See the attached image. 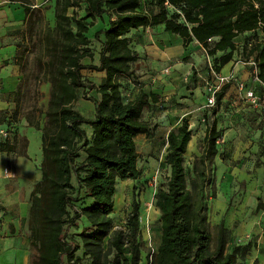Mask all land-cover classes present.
<instances>
[{
    "label": "trees",
    "instance_id": "trees-1",
    "mask_svg": "<svg viewBox=\"0 0 264 264\" xmlns=\"http://www.w3.org/2000/svg\"><path fill=\"white\" fill-rule=\"evenodd\" d=\"M9 1L20 3L27 22L31 13L29 0ZM79 1L85 5L84 16L78 17L76 10L68 15L67 8ZM141 2H54L55 24L43 37L49 54L45 66L51 87L41 128V177L29 193L28 237L37 251L30 264H139L137 200H132L126 230L112 227L110 213L116 180L135 179L140 174L134 138L148 134L153 128L141 118V113L160 97L146 89L134 98L122 97L119 76H131V64L138 59L137 51L129 45L130 30L161 27L179 36L184 47L197 42L212 57L215 71L231 61L234 53L249 49V56L241 60L252 57L258 67V78L264 81V38L260 44L248 46L253 31L260 28L264 33V0H149L143 8ZM104 13L108 14L107 26L94 34L96 37L102 33L104 37L98 62L83 65L81 59L91 56L86 32ZM239 35L241 44L235 42ZM19 49L17 44L15 51ZM83 68L103 72L100 83L83 78ZM207 75L210 76L209 69ZM85 85L97 95L92 118L84 117L73 107L77 89ZM229 85L216 93V105ZM83 125L90 129L89 137ZM191 134L185 117L166 133L165 163L169 174L166 187L157 189L153 199L160 214V241L156 251L147 254V264H243L251 249L250 241L228 250L227 228L222 219L216 223L213 235L207 229L209 162L217 153L216 143L222 129L214 121L206 127L203 149L191 169L185 170L182 161ZM78 149L84 158L76 163ZM10 151H15V145L1 141L0 152ZM72 176L81 182L89 201L81 209L75 208L70 200ZM257 199L256 208L264 209V202L260 197ZM82 217L88 224L77 233V241L68 240L67 229L77 226Z\"/></svg>",
    "mask_w": 264,
    "mask_h": 264
},
{
    "label": "rangeland",
    "instance_id": "rangeland-1",
    "mask_svg": "<svg viewBox=\"0 0 264 264\" xmlns=\"http://www.w3.org/2000/svg\"><path fill=\"white\" fill-rule=\"evenodd\" d=\"M30 19L24 22V11L18 1L0 0V99L6 104L0 108V142L8 140L15 145V154H25L30 160L39 161L41 156V128L45 124L47 103L49 99L51 83L48 81L45 61L49 54L45 49L43 37L55 24L54 2L55 0H29ZM149 0H142L141 8ZM84 3L67 8L68 15L76 10L78 17L84 16ZM108 14L97 17L92 26L88 28L86 35L89 39V53L81 59L83 65L97 64L98 51L100 49L103 34L96 31L107 26ZM139 30V28H138ZM150 30V29H149ZM152 30V29H151ZM161 27H159V32ZM163 30V29H162ZM168 32V31H166ZM250 34L248 46L260 44L264 33L260 28ZM149 33V31L147 32ZM150 34H153L152 31ZM172 38L170 48L177 52L184 46L180 43L179 36L168 32ZM130 37L129 45L133 47V41L144 44L146 35L141 32L134 33ZM153 37V44L157 40ZM174 39L178 42L176 43ZM148 42V41H146ZM149 42L151 40L149 39ZM19 44L20 49L15 51ZM180 46H179V45ZM249 49L241 50L233 55V70L242 66L241 59L249 56ZM214 66L213 62H210ZM144 63H132V75L119 76V85L124 100L134 98L141 90L145 81L135 71V67ZM201 65V64H199ZM209 62L202 64L203 74L192 67L189 72L181 71L175 80L176 91L167 99L158 98L148 108H144L141 118L147 121L153 128L148 134H140L134 138L137 151V166L140 174L135 179H117L114 205L110 213L113 220V228L126 230V218L131 211L132 200L138 202V226L140 230V260L139 264H147V254L156 251L160 241V214L153 205L154 194L157 189L166 187V178L169 167L165 163L166 133L169 128L175 127L182 118L188 119L192 130L190 140L183 155V166L190 170L193 161L200 155L204 146V134L206 127L214 121L217 128L222 129V136L217 140V153L210 160L209 180L206 187L207 199V229L211 235L215 232L214 216L210 212L215 211L213 199L220 192L230 196L225 218L222 219L227 228V245L230 250L235 244L251 242V249L242 260L243 264H264V209L256 208L258 197L264 202V114L259 108L252 109L242 94L234 85H229L218 105H207L208 90L205 81L210 79L207 75ZM83 78L93 79L99 83L95 70L81 69ZM90 76V77H89ZM12 77L15 84L12 90L4 91L3 80ZM253 77L248 74L243 77L247 85L252 84ZM87 84V81H85ZM132 89V90H131ZM256 91H260L261 84L255 81ZM136 91L133 93V91ZM147 90V89H146ZM192 90V93H191ZM229 93V94H228ZM96 91L85 85L77 89V98L73 101V107L84 117L92 118L95 115L94 98ZM27 117L31 120L29 123ZM86 135L90 136V129L83 125ZM194 135V136H193ZM5 159L2 175L9 173V156L0 152ZM84 158V153L78 149V163ZM1 164V163H0ZM1 170V165H0ZM7 172H6V171ZM192 176V173L189 174ZM4 177L0 176V185L4 184ZM73 189L70 192V200L73 206L81 209L88 199L84 195V189L80 181L71 177ZM1 187V186H0ZM214 193L215 197H212ZM85 218L77 221V226H70L65 237L69 240H78L77 233L87 225ZM4 239V238H2ZM35 257L37 256L36 249ZM81 251L78 250L77 254ZM82 258V262H86Z\"/></svg>",
    "mask_w": 264,
    "mask_h": 264
},
{
    "label": "crops",
    "instance_id": "crops-1",
    "mask_svg": "<svg viewBox=\"0 0 264 264\" xmlns=\"http://www.w3.org/2000/svg\"><path fill=\"white\" fill-rule=\"evenodd\" d=\"M148 31L149 33H147ZM151 31L153 34H150ZM138 32L145 34L148 42L144 41V44H141L133 41L132 48L138 53V59L134 63H144V66L135 67V71L140 74L144 81L147 80L141 86L142 90H151L157 93L161 99L162 97L167 99L171 93L176 91L175 81L177 80L175 79L181 71L189 72L194 67L198 71L197 74L201 76L203 74V70H200L203 69L202 64H206L207 61L209 64L212 62V57L207 55L202 45L197 42H191L181 48L179 44L182 43V40H180L178 44L180 50L175 53L170 48L172 46V38L168 37V32L163 31L162 28L159 32V27L147 26L139 28V30L132 29L127 35L133 39V34ZM152 36L157 40V44L152 43ZM149 39L151 42H149ZM174 41L176 43L179 42L175 39ZM235 42L241 44L242 36H237ZM234 67L233 60H231L220 68V72L226 74ZM236 71L237 76L241 79L245 75L247 77L250 74L249 68L244 65L236 68ZM95 72L100 83L104 73L101 71ZM14 81L12 77H5L3 80L4 91L12 90V86L15 84ZM94 82L97 85L99 84L96 81ZM135 92L134 90L133 93ZM4 105L6 104L0 99V108H3ZM251 108L253 109V107ZM13 153V151L9 152L10 155ZM4 155L6 158L10 157V168L9 173L5 174V176L2 175L5 159L3 160V156L0 153V176L4 177V184L0 185V208L2 210V215L0 216V264H30L32 259L35 258V255H33L35 250L32 249L30 244L27 228L29 193L33 185L41 177L39 161L30 160L22 154H15L12 158L7 155V152H4ZM229 198L228 194L219 192L213 199L215 201V211L211 212L209 210V212L210 215L214 216V223H218L225 218L224 214L228 207Z\"/></svg>",
    "mask_w": 264,
    "mask_h": 264
},
{
    "label": "built area",
    "instance_id": "built-area-1",
    "mask_svg": "<svg viewBox=\"0 0 264 264\" xmlns=\"http://www.w3.org/2000/svg\"><path fill=\"white\" fill-rule=\"evenodd\" d=\"M241 64L247 66L250 70V74L253 77L252 84L250 85H247L243 79L239 78L233 69H230L226 74H222L220 71H215L211 64H209L210 79L205 81V88L208 90L206 103L210 106L214 105L216 93L225 84H231L236 86L240 93H243L242 97L247 101L249 106L253 107V109L256 107L259 108L264 114V81L258 78L256 61L250 57L247 60H242ZM255 81L261 84V89L258 92L255 89ZM1 215L2 210L0 208V216Z\"/></svg>",
    "mask_w": 264,
    "mask_h": 264
}]
</instances>
